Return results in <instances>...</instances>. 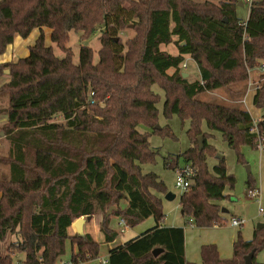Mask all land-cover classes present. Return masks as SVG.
<instances>
[{"label":"trees","instance_id":"16d2710c","mask_svg":"<svg viewBox=\"0 0 264 264\" xmlns=\"http://www.w3.org/2000/svg\"><path fill=\"white\" fill-rule=\"evenodd\" d=\"M239 2L0 0V54L16 37L41 32L28 57L0 65V74L6 69L10 74L0 87V95L9 97L4 131L10 140L8 154L0 158L10 168L0 178V242L15 239L5 254L0 250V264H13L20 256L21 264H58L67 240L72 264L96 259L100 243L88 233L70 231L77 219L96 214L103 217L107 242L118 235L111 228L117 217L129 227L149 217L156 221L141 236L111 249L110 264H194L186 260L184 227L163 226L159 196L167 194L165 183L154 172L143 173V165L155 163L158 155L150 136L171 135L169 127H158L160 96L153 87L165 92L167 116L190 121L193 146L182 155L195 175L181 197L184 218L198 228L223 226L219 201L228 197L225 189L234 188L236 179L223 159L209 169L208 155L216 150L209 147L203 126L221 132L238 152L244 145L258 148L259 139L252 131L255 120L241 104L206 102L198 95L223 88L239 102L247 92L249 70L264 62V0L252 2L244 22L236 14ZM45 28L64 58L46 45ZM100 29L99 61L84 46L76 64L70 33L87 40ZM128 29L135 36L124 42L120 34ZM172 43L178 44L177 55L161 49ZM186 55L197 62L200 81L183 76ZM256 99L263 108L264 85ZM142 126L148 130L141 132ZM257 126L264 134V117ZM247 182L255 189L253 179ZM263 248L264 228L255 229L251 240L239 233L228 259L215 244L204 245L202 263L246 264L255 250L252 264H263L256 261ZM155 249L162 252L155 256Z\"/></svg>","mask_w":264,"mask_h":264},{"label":"rangeland","instance_id":"374dc122","mask_svg":"<svg viewBox=\"0 0 264 264\" xmlns=\"http://www.w3.org/2000/svg\"><path fill=\"white\" fill-rule=\"evenodd\" d=\"M217 2L218 0H212ZM244 2V6L236 4V14L238 18L244 22L248 19L250 14V3L247 0H240ZM101 29L87 40H81L80 33L72 31L70 33V38L68 42V47L73 51V60L76 64L80 61L81 49L84 46H88L94 51V62L99 61V50L101 48ZM40 30L35 29L32 31L28 38L16 37L14 44L9 47L5 54H0V62L11 61L15 62L21 58H26L30 55V46L34 45L40 36ZM121 39L125 42L127 39L135 36V31L133 29L125 30L120 34ZM177 40V38H176ZM45 42L47 46H52L55 54L59 58H64L65 53L62 49L57 47V45L51 39V31L45 28ZM161 49L172 54L177 55L179 53L178 44L172 43L170 45H162ZM184 63L187 64V69L182 70L188 74V79L191 82L200 81L201 75L197 62L190 56H185ZM172 72V71H170ZM257 72V71H256ZM254 72L252 74L253 78H258V74ZM249 78V77H248ZM260 78L263 79L264 74H260ZM10 80L9 70H4V73L0 74V87ZM248 83V80H247ZM264 85V84H263ZM262 85V87H263ZM153 90L160 96L158 103V127L166 128L169 127L171 135L168 134H152L150 136V143L152 148L158 151V155L155 163H149L143 165V173H156L165 183L167 193L171 192L175 195L174 200H168L164 195H160L162 202L163 211L165 213V218L163 224L171 225L175 223L177 225L184 226V216L182 215V208L180 205L182 194L175 188L176 179V164L180 165L185 163L183 153L189 150L193 143L188 135V129L190 128V121H183L178 115L167 116L164 110L165 103V92L164 90L155 85ZM245 96L235 102L234 98L227 93V89H217L213 91L202 92L198 95V99L206 102H216L232 104H241L245 109H247L253 119L258 121L259 115L261 113L260 108L256 105L255 100L256 95L252 92L248 93L247 104L242 103ZM257 100V99H256ZM9 104L8 95H0V158L8 154L10 148V140L6 136L4 131V125L7 120L6 108ZM148 129L146 127H141L140 131L145 132ZM203 131L209 133L207 142L209 147L216 150L215 155H208L207 163L211 171H214V167L217 166L221 159L224 160L227 168L228 174L235 177L236 182L234 188L226 187L225 194L228 196L226 199L219 201L222 209L228 210L225 214L226 223L223 226H217L215 229L207 231L203 235L204 242H214L220 248L221 255L224 259L232 257L233 254V243L238 239L239 233L243 240H251L254 236L255 229H258L259 224L264 223V215H260L259 209H264V154L260 148H254L249 145H244L239 149L242 153V158L238 150L232 148L228 142L223 138V135L219 131L211 130L205 123L203 126ZM9 165L0 161V178L9 174ZM253 179L255 181V189L260 190L261 194L258 198L252 197L249 194L248 180ZM125 205V203H124ZM113 212V211H112ZM110 216V215H109ZM237 217L245 220V224L241 227H234L231 225V219ZM120 218V217H119ZM156 225V221L153 217H149L145 221L137 224L136 226L129 227L121 235L122 241H130L136 236L143 234L150 228ZM187 230L197 231L198 228L190 227L189 224L185 225ZM213 228V227H212ZM72 229V227H71ZM73 230H71V233ZM75 233V232H74ZM203 234V232H200ZM188 235H190L188 233ZM200 234H197V237ZM15 239L9 237L6 241L0 242V250L2 254H5L8 249H11V243ZM215 240V241H212ZM188 256L194 259L195 264H201V249L189 244ZM104 247V246H103ZM106 250V248H102ZM102 251V250H101ZM72 256V248L70 240L66 241V253L62 257L63 261H68ZM20 259L22 256L14 259L13 264H21ZM256 261L264 264V248L261 249L256 255ZM197 262V263H196ZM60 264V262L58 263ZM92 264V263H86Z\"/></svg>","mask_w":264,"mask_h":264},{"label":"crops","instance_id":"0c3cea01","mask_svg":"<svg viewBox=\"0 0 264 264\" xmlns=\"http://www.w3.org/2000/svg\"><path fill=\"white\" fill-rule=\"evenodd\" d=\"M238 4H240L241 6H244V2L243 1H240ZM14 44V43H13ZM13 44H11L10 46H12ZM10 46H8V48H7V50L9 49V47ZM7 50H6V52H7ZM5 52V53H6ZM5 53H3V54H5ZM176 55V54H175ZM18 61V60H17ZM11 61H3V62H0V65H3V64H6V63H10ZM16 62V61H15ZM8 70V69H7ZM260 116V115H259ZM185 164V163H184ZM184 164H182V165H180V163H177L176 164V167H175V170H176V172H177V169L179 168V167H181V166H183ZM260 191V190H259ZM260 194H261V192H260ZM162 196V195H161ZM175 199V198H174ZM173 199V200H174ZM222 208V207H221ZM222 211V214H224V213H227L228 212V210H226V209H221ZM182 215H183V213H182ZM225 215V214H224ZM236 217V216H235ZM234 218V217H233ZM119 217H117V218H115L113 221H112V224H111V228L113 229V230H115L116 232H117V237H116V239L114 240V241H112V242H107L106 241V236L104 235V233H102V231H101V224H102V221H103V217H102V215L101 214H96V215H93V216H91V220H87L86 222H85V224H84V233H88V234H90L92 237H93V239L95 240V241H97L98 243H100V254H99V256L98 257H100V256H105V257H109V252H110V250L111 249H113V248H116V247H119V246H122V245H124L125 243H127L128 241H122V239L120 238L121 237V235L125 232H121V229H120V226H119ZM184 226H182V225H177V224H175V223H172L171 225H166V224H163V226H165V227H184V232H185V256H186V260L188 261V262H190V263H194L195 261H194V259H191L189 256H188V253H189V247H190V245L189 244H191L192 243V246L193 247H195V248H200V249H202V247L204 246V245H208V244H215L214 242H204L205 240L203 239V235L207 232V231H210L211 229H215V228H217V226H215V227H213V228H207V229H205V228H198V230L197 231H193V230H187L186 229V226L185 225H187V224H189V226L190 227H192V228H194V224L191 222V220H188V222L186 221V219H184ZM154 227V226H153ZM152 227V228H153ZM219 227V226H218ZM127 228H129V226L127 227ZM151 229V228H150ZM71 230H73V232L72 233H76V229H75V227L72 225V229H70V231ZM148 231V230H147ZM200 232H203V234H201ZM188 233L190 234V235H188ZM197 234H200V235H198V237H197ZM142 234H140V235H138V236H136V237H139V236H141ZM135 237V238H136ZM134 239V238H133ZM212 241H215V240H212ZM234 244V243H233ZM217 247H218V250H219V253H220V256L222 257V255H221V251H220V248H219V246L217 245V244H215ZM106 248V250H103L102 248H104V247ZM71 248H72V252H73V247H72V245H71ZM75 251H76V248L74 249ZM102 250V251H101ZM233 255V254H232ZM223 258V257H222ZM61 260H63L62 258L60 259V263H61ZM68 261H71V259L70 260H68ZM197 263V262H196ZM195 264V263H194ZM198 264V263H197ZM201 264H203L202 263V257H201Z\"/></svg>","mask_w":264,"mask_h":264},{"label":"built area","instance_id":"2783aa9c","mask_svg":"<svg viewBox=\"0 0 264 264\" xmlns=\"http://www.w3.org/2000/svg\"><path fill=\"white\" fill-rule=\"evenodd\" d=\"M250 5L254 0H247ZM183 69H187V64L183 63L182 64ZM257 71V72H256ZM256 72L258 74V78H253L252 74ZM260 74H264V62L258 65L256 68L249 70V78H248V93L252 92L254 95L258 94V92L262 89L263 79L260 78ZM248 93L242 103L247 104V97ZM257 97V96H256ZM255 100V97H253ZM260 116L259 118L264 117V107L260 108ZM253 132H255L258 135V148L261 149V151H264V134H261L259 131V128L257 126V121L254 123V127L252 129ZM195 175V170L192 167L190 163H185L183 166L179 167L176 172V179H175V188L181 192V194H185L189 192L192 184V179ZM249 194L257 198V201L260 203V200L258 199L260 197V191L258 189H250ZM260 215H264V209L260 208L259 209ZM245 224V220L234 217L231 219V225L234 227H241L242 225ZM119 226L121 229V232H124L127 229V222L124 218L119 219ZM86 263H92V264H110L109 257L105 256H100L97 257L94 260H90L88 262H83L81 264H86ZM60 264H72L71 261H63L61 260Z\"/></svg>","mask_w":264,"mask_h":264},{"label":"water","instance_id":"95a60500","mask_svg":"<svg viewBox=\"0 0 264 264\" xmlns=\"http://www.w3.org/2000/svg\"><path fill=\"white\" fill-rule=\"evenodd\" d=\"M8 71V70H7ZM183 76L185 78L188 77V74L187 73H184ZM199 143H200V148L203 149L204 147V140H203V136H200L199 137ZM166 199L168 200H173L175 198V195L171 192H168L166 195H165ZM114 207L110 208L107 212V216L111 215L112 211H113ZM87 220H91V216H88V217H82L80 219H77L74 223H73V226L75 227L76 229V233L80 236H84L85 233H84V224ZM264 228V223L263 224H259L258 225V229H262ZM162 252V249H155L153 251L154 255L157 256L159 255L160 253ZM254 256H255V250L251 251L246 257H245V261H246V264H252L253 263V259H254Z\"/></svg>","mask_w":264,"mask_h":264}]
</instances>
